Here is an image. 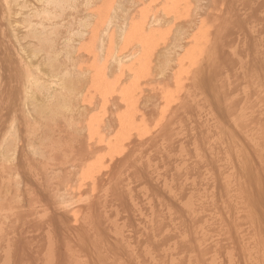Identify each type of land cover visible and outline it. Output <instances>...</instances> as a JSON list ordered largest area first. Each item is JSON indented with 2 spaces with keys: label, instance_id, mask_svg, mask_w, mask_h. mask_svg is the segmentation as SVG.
<instances>
[{
  "label": "bare ground",
  "instance_id": "1",
  "mask_svg": "<svg viewBox=\"0 0 264 264\" xmlns=\"http://www.w3.org/2000/svg\"><path fill=\"white\" fill-rule=\"evenodd\" d=\"M98 1L0 0V264H264V0Z\"/></svg>",
  "mask_w": 264,
  "mask_h": 264
},
{
  "label": "rangeland",
  "instance_id": "2",
  "mask_svg": "<svg viewBox=\"0 0 264 264\" xmlns=\"http://www.w3.org/2000/svg\"><path fill=\"white\" fill-rule=\"evenodd\" d=\"M98 2H99V4H100V2H102V1L99 0ZM98 2H97V3H98ZM183 3H184V2H183Z\"/></svg>",
  "mask_w": 264,
  "mask_h": 264
}]
</instances>
